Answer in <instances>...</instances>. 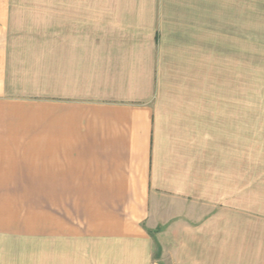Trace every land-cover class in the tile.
Instances as JSON below:
<instances>
[{
	"label": "crops",
	"instance_id": "obj_1",
	"mask_svg": "<svg viewBox=\"0 0 264 264\" xmlns=\"http://www.w3.org/2000/svg\"><path fill=\"white\" fill-rule=\"evenodd\" d=\"M243 21V0H0V264L225 261L242 94L211 75L241 68Z\"/></svg>",
	"mask_w": 264,
	"mask_h": 264
},
{
	"label": "rangeland",
	"instance_id": "obj_2",
	"mask_svg": "<svg viewBox=\"0 0 264 264\" xmlns=\"http://www.w3.org/2000/svg\"><path fill=\"white\" fill-rule=\"evenodd\" d=\"M250 1L243 0L241 68L220 69L219 79L215 70L211 75L212 91L217 89L219 92L242 94L244 135L242 209L227 207L224 212L211 214L212 220L220 222L214 226L215 229H210L216 233L215 236L219 235L211 246L221 259L225 257L220 264H264V181L261 176L257 178V174L253 175L254 163L250 151L252 131H264V0L254 1L258 14H254ZM216 80L219 84L215 83ZM252 181L259 182V185L252 188ZM155 257L160 262V248ZM162 262L171 264L170 257H164Z\"/></svg>",
	"mask_w": 264,
	"mask_h": 264
}]
</instances>
